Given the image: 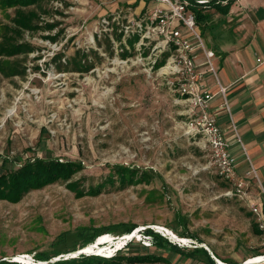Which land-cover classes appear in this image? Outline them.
I'll use <instances>...</instances> for the list:
<instances>
[{
    "label": "rangeland",
    "instance_id": "obj_1",
    "mask_svg": "<svg viewBox=\"0 0 264 264\" xmlns=\"http://www.w3.org/2000/svg\"><path fill=\"white\" fill-rule=\"evenodd\" d=\"M220 3L230 4L226 15L206 8L213 36L199 25L205 45L212 49L234 33L246 32L245 2ZM159 6L153 0H41L21 6L37 11L40 28L22 30L19 43H30V52L0 57V156H8L15 168L33 156L81 160L83 168L67 181L28 191L17 202L0 199V259L28 260L40 252L50 260L76 257L65 250L53 256L51 242L61 232L84 226L102 230L93 248L101 254L98 246L111 249L124 242L116 240L114 232L120 223L140 230L130 240L131 250L154 251L163 258L141 264H178L182 259L168 249L155 250L143 232L147 227L167 228L164 233L176 237L172 243L187 250L196 245L195 238L202 239L222 255L237 256L246 245L264 241L251 230L256 218L244 199L226 194L233 183L217 175L199 139L185 134L183 106L167 77L153 66L155 40L149 38L137 49L136 33L124 38L120 32L128 20L132 28L133 21L145 24ZM14 8L0 4V33L2 24L13 26ZM103 17L110 20L108 25ZM48 23L55 26L48 29ZM164 57L159 53L157 61ZM2 158L0 173L10 168ZM115 163L136 168L137 176L124 184L102 183L109 176L116 178L111 169ZM142 171L148 173L146 178L153 175L149 181L139 177ZM69 181L85 194L77 196ZM90 187L93 190L87 191ZM176 211L187 217L190 236L185 238L194 242L177 238L173 227H181ZM103 241L106 245H97ZM73 245L77 250L79 240H68V247ZM127 251L124 245L116 252Z\"/></svg>",
    "mask_w": 264,
    "mask_h": 264
},
{
    "label": "crops",
    "instance_id": "obj_2",
    "mask_svg": "<svg viewBox=\"0 0 264 264\" xmlns=\"http://www.w3.org/2000/svg\"><path fill=\"white\" fill-rule=\"evenodd\" d=\"M243 1L247 6L248 16V20L242 24L246 32L234 33L231 38L222 41L219 48L206 46L215 53L214 63L219 81L226 88L225 97L217 93V86L209 73H205L204 83L215 93L210 102V111L217 116V123L229 141V150L236 157V161L240 159L236 164V175L244 178L248 185L244 206L249 208L248 204L254 203L264 216V0ZM205 10L207 11L206 8ZM224 98L228 103V111L223 106ZM253 172L259 184L253 179ZM249 210L251 211L250 208ZM252 214L256 220L251 230L262 239L264 232L258 227L257 216L253 212ZM176 236L184 241H193ZM195 239L196 244L208 246L212 257L222 264H250L246 261L264 256V241L256 245H246L244 252L234 256L222 255L216 245ZM194 247L189 250L179 247L182 254L170 252L179 254L184 259H180L178 264H214L205 253L199 250L194 252Z\"/></svg>",
    "mask_w": 264,
    "mask_h": 264
},
{
    "label": "built area",
    "instance_id": "obj_3",
    "mask_svg": "<svg viewBox=\"0 0 264 264\" xmlns=\"http://www.w3.org/2000/svg\"><path fill=\"white\" fill-rule=\"evenodd\" d=\"M153 1L161 6L153 8L148 16L149 21L146 20L145 24L133 21L132 24L135 26L132 28L128 20L126 24H121L120 32L124 38L130 33H136V39L140 40L137 44L133 42V46L135 47L136 44L137 49L145 47L149 38L155 40L156 44L151 49L156 51L153 66L156 65L159 73L167 77V83L176 94L177 102L183 106L185 134L202 142V147L208 151L218 176L233 183V188L226 191V194L245 199L248 185L244 179L236 175V157L229 150V141L217 123L216 114L210 111V102L215 93H212L204 83V75L209 73L217 86V93L225 97L226 88L219 81L214 63L215 53L206 47L191 9L193 3L205 2L204 0H176L174 3L171 0ZM116 18L114 16L112 20ZM102 21L106 25L110 23L107 17H103ZM124 46L128 48L126 43ZM159 53H164L165 57L163 63L157 65ZM223 106L227 111L229 110L225 98ZM248 206L257 216L259 228L264 232V216L254 203H249ZM162 228L154 231L162 234L161 230H165L164 227ZM30 256L32 264H37L33 255ZM261 258L263 259L259 261L260 263L264 262V256Z\"/></svg>",
    "mask_w": 264,
    "mask_h": 264
},
{
    "label": "trees",
    "instance_id": "obj_4",
    "mask_svg": "<svg viewBox=\"0 0 264 264\" xmlns=\"http://www.w3.org/2000/svg\"><path fill=\"white\" fill-rule=\"evenodd\" d=\"M41 0H0V4L5 7H15L13 16L11 17V22L13 26H9L7 24H2V31L0 33V57L1 56H13L19 54L20 52L28 53L33 48L30 43L24 42L19 43V38L22 35V30L33 31L40 28L36 20L38 18V13L34 9H23L21 6L39 3ZM192 1V0H191ZM221 0H210L205 3H193L191 9L195 15V19L197 25L199 27L200 24H203L204 30H209V33L213 36V27L208 25V20L211 17V13L205 12V8H213L215 12L226 15L229 11L230 4L221 5ZM54 23L46 24V28L52 29L54 27ZM12 32V33H10ZM201 32V31H200ZM53 38L54 37H50ZM136 38V37H135ZM86 57V54H83ZM164 58L158 62L157 65L163 63ZM0 158H2L0 156ZM2 162L10 163V168H3V172L0 173V199H5L10 202L19 201L22 196L32 189L41 188L47 184L56 182L58 180L67 181L71 179V177L83 168V163L81 160H66L62 161L59 158L51 157V156H33L32 158H28L25 160L19 167L15 168L12 165L14 161L9 159L8 156L2 158ZM111 169L114 173H116V178L109 176L105 178L102 183H111L113 184L115 181H118L119 184H124L127 181L133 180L135 176L138 174V170L136 168L126 166L121 163H115L111 165ZM145 174H148L145 171L139 173V177H144ZM149 175L145 179V181L150 180ZM68 187L75 191L77 196H83L85 194V190L81 187H78L75 181H69ZM93 189L90 187L87 191H92ZM175 220L180 225L181 229H178L177 226H174L173 229L176 233L181 237H188V232L186 230L187 225V217L182 215L180 211L175 212ZM184 226V228H183ZM135 228L132 224L120 223L114 232H117V235H129L133 229ZM102 230L100 228L95 227H77L74 230H68L65 232H61L58 234L55 239L51 242L53 256H57L58 254H62V251L65 252L74 251L76 248L75 245L68 247V240H74L76 242L79 240V245L77 249H81L88 244L89 249H93L96 244L97 236L100 235ZM145 235L149 236L151 240V245L154 246L155 250L159 249H169V251L173 253L182 254V249L179 248L175 243H172L168 238L161 235L159 232L154 231V229L147 227L143 231ZM137 232L136 234H138ZM106 234V233H103ZM110 234V233H108ZM111 235V234H110ZM140 236V234H139ZM137 238V237H136ZM95 241V242H94ZM74 244V243H73ZM97 245H106L103 241ZM132 243L131 241L125 244V248H127V254L123 255L116 251L122 249L123 247L117 249L115 255L111 258L101 257L99 255H85L79 254L76 257H67L61 258L54 262H50L49 264H118L122 260H126L127 262L134 264L141 263H150L155 261L163 260L160 254H157L154 251L145 250L142 251L140 249L131 250ZM201 251L205 253L214 264L215 261L208 255L207 251L203 247H194L195 251ZM34 259L37 261H48L50 255L45 254L44 252L34 253ZM109 257V256H108ZM0 264H20V262L9 261L5 259H0Z\"/></svg>",
    "mask_w": 264,
    "mask_h": 264
},
{
    "label": "bare ground",
    "instance_id": "obj_5",
    "mask_svg": "<svg viewBox=\"0 0 264 264\" xmlns=\"http://www.w3.org/2000/svg\"><path fill=\"white\" fill-rule=\"evenodd\" d=\"M138 230L137 229H135V230H133V232L136 234V232H137ZM130 235V234H129ZM128 235V236H129ZM128 236L126 235L123 239H121V240H123L124 242L122 243V244H117V245H115L114 246V248H111V249H107L106 247H100V246H98L97 248L99 249L97 252H99V251H101V254L100 253H96L97 255H99V256H104V257H108V256H112L113 254L112 253H114L117 249H119V248H121V247H123L126 243V241H125V239L126 238H128ZM173 238H175L174 236H172ZM176 239V238H175ZM182 241H184V239H182ZM113 242L114 241H112V242H110L109 243V245H113ZM89 252H93V253H95L94 251H95V249H87ZM75 255V254H74ZM73 255V256H74ZM24 257H27L26 255H23ZM263 258H260V259H250V260H247L246 262L247 263H251V264H258V263H256L257 261H261ZM13 261H16V262H20L21 264H32V259H30V258H28V260L27 259H25V260H18V259H15V257L13 258ZM260 263V262H259Z\"/></svg>",
    "mask_w": 264,
    "mask_h": 264
},
{
    "label": "water",
    "instance_id": "obj_6",
    "mask_svg": "<svg viewBox=\"0 0 264 264\" xmlns=\"http://www.w3.org/2000/svg\"><path fill=\"white\" fill-rule=\"evenodd\" d=\"M207 1H210V0H204V2H207ZM139 231H140V230H139ZM161 231H162V234H161V235H163L164 237L168 238L171 242H173V241L171 240V238H173V237H171L170 234H168V233H164V232H165L164 230H161ZM125 236H126V235H121V236H119L118 239H116V240L123 239ZM127 236H128V235H127ZM135 237H137V236H136V234L132 231V232L130 233V235L128 236V238L125 239V241H126L125 243L129 242L130 240L134 239ZM90 245H93V244H90ZM195 246H200V247L205 248V249L208 251L209 255L212 257L211 249H210L208 246H206L205 244H196ZM73 253H76L77 255H79V254H85V255H97L96 253H93V252H88V251L86 252V251L83 250V248H81V249H77V250L73 251ZM66 258H67V257H66ZM212 258H213V257H212ZM59 259H61V258H58V259H55V260H50V259H49L48 261H38V260H37V262H41L42 264H47V263L54 262V261L59 260ZM213 260L215 261L216 264H222L221 262H219L218 260H216V259H214V258H213Z\"/></svg>",
    "mask_w": 264,
    "mask_h": 264
}]
</instances>
